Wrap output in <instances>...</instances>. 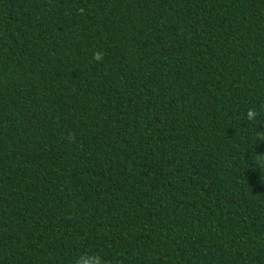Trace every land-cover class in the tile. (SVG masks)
Wrapping results in <instances>:
<instances>
[{"label": "trees", "instance_id": "16d2710c", "mask_svg": "<svg viewBox=\"0 0 264 264\" xmlns=\"http://www.w3.org/2000/svg\"><path fill=\"white\" fill-rule=\"evenodd\" d=\"M257 155L264 0H0V264H264Z\"/></svg>", "mask_w": 264, "mask_h": 264}, {"label": "clouds", "instance_id": "9594fccd", "mask_svg": "<svg viewBox=\"0 0 264 264\" xmlns=\"http://www.w3.org/2000/svg\"><path fill=\"white\" fill-rule=\"evenodd\" d=\"M93 60L101 62L103 60V55L100 52H96L93 54ZM259 115L258 111L253 107L248 109L246 119L250 123L255 122ZM257 163L261 167H264V155H257ZM74 264H107V262L99 253L85 252L75 259Z\"/></svg>", "mask_w": 264, "mask_h": 264}]
</instances>
